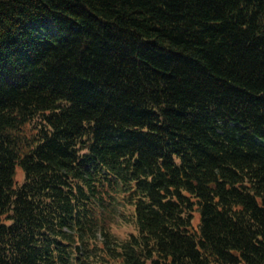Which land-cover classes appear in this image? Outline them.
Instances as JSON below:
<instances>
[{
  "label": "trees",
  "instance_id": "obj_1",
  "mask_svg": "<svg viewBox=\"0 0 264 264\" xmlns=\"http://www.w3.org/2000/svg\"><path fill=\"white\" fill-rule=\"evenodd\" d=\"M239 262L264 264V0H0V264Z\"/></svg>",
  "mask_w": 264,
  "mask_h": 264
},
{
  "label": "rangeland",
  "instance_id": "obj_2",
  "mask_svg": "<svg viewBox=\"0 0 264 264\" xmlns=\"http://www.w3.org/2000/svg\"><path fill=\"white\" fill-rule=\"evenodd\" d=\"M15 177L18 180H21V178H23L21 169L19 167H16ZM199 218H200V213H199V210L196 209V210H194V214L192 217V221H193L194 225L198 224ZM111 231L116 236H118L120 238H124L129 231H134V229L130 223H127L126 221H124L123 223L116 222L115 224L111 225ZM237 264H243V263L239 262Z\"/></svg>",
  "mask_w": 264,
  "mask_h": 264
},
{
  "label": "bare ground",
  "instance_id": "obj_3",
  "mask_svg": "<svg viewBox=\"0 0 264 264\" xmlns=\"http://www.w3.org/2000/svg\"><path fill=\"white\" fill-rule=\"evenodd\" d=\"M36 113V112H35ZM38 115V114H37ZM26 119V118H25ZM33 121H35V120H33ZM36 126V125H35ZM14 135V134H13ZM187 172V171H186ZM184 173V172H183ZM188 173V172H187ZM190 180V179H189Z\"/></svg>",
  "mask_w": 264,
  "mask_h": 264
},
{
  "label": "water",
  "instance_id": "obj_4",
  "mask_svg": "<svg viewBox=\"0 0 264 264\" xmlns=\"http://www.w3.org/2000/svg\"><path fill=\"white\" fill-rule=\"evenodd\" d=\"M78 248V247H77Z\"/></svg>",
  "mask_w": 264,
  "mask_h": 264
}]
</instances>
